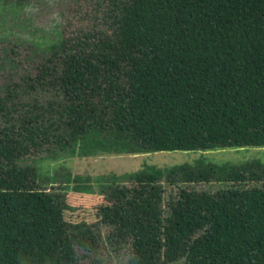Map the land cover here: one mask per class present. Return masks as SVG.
I'll return each mask as SVG.
<instances>
[{
  "label": "trees",
  "instance_id": "1",
  "mask_svg": "<svg viewBox=\"0 0 264 264\" xmlns=\"http://www.w3.org/2000/svg\"><path fill=\"white\" fill-rule=\"evenodd\" d=\"M113 21L75 43L0 44V264H81L100 226L128 264H264L258 160L111 173L93 223L39 174L62 157L264 146V0H120Z\"/></svg>",
  "mask_w": 264,
  "mask_h": 264
},
{
  "label": "rangeland",
  "instance_id": "2",
  "mask_svg": "<svg viewBox=\"0 0 264 264\" xmlns=\"http://www.w3.org/2000/svg\"><path fill=\"white\" fill-rule=\"evenodd\" d=\"M120 0H0V44H17L19 51L43 49L59 40L75 43L90 34H110ZM253 160L264 163V146L223 147L210 150H174L143 153H101L36 162L41 177L68 183L66 217L94 222V207L101 201L100 185L111 173L132 172L144 166L176 164L239 165ZM202 184H196L200 189ZM214 190L222 184L205 185ZM164 188L168 186L164 185ZM100 226L95 252H85L81 264H128L129 251ZM177 264H180L178 262Z\"/></svg>",
  "mask_w": 264,
  "mask_h": 264
}]
</instances>
